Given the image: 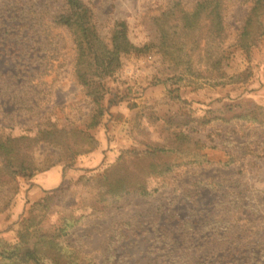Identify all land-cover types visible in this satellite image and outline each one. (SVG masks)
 I'll use <instances>...</instances> for the list:
<instances>
[{
	"label": "rangeland",
	"instance_id": "1",
	"mask_svg": "<svg viewBox=\"0 0 264 264\" xmlns=\"http://www.w3.org/2000/svg\"><path fill=\"white\" fill-rule=\"evenodd\" d=\"M65 1L0 0L1 137L85 130L93 106L73 75L71 36L55 23ZM80 1L105 41L124 22L129 41L142 46L156 41L155 19L172 2L190 10L199 0ZM221 1L230 52L224 72L242 82L173 76L157 50L123 56L105 81L107 110L88 131L96 148L70 158L37 145L33 175L18 176L0 194V243L13 244L31 212L42 231L66 227L61 240L95 264H264V126L257 123L264 124V37L250 53L239 49L254 0ZM179 133L187 135L183 147ZM146 146L176 152L156 159L171 172L147 176L145 162H132V179L148 194L109 195L98 174ZM184 147L189 154L178 153ZM52 170L59 182L36 187Z\"/></svg>",
	"mask_w": 264,
	"mask_h": 264
},
{
	"label": "trees",
	"instance_id": "2",
	"mask_svg": "<svg viewBox=\"0 0 264 264\" xmlns=\"http://www.w3.org/2000/svg\"><path fill=\"white\" fill-rule=\"evenodd\" d=\"M55 23L65 28L71 36L75 54L73 75L85 96L90 99L93 110L85 130L73 128L67 131L55 127L38 131L35 136H0V194L18 176L33 175L32 151L37 145L48 144L70 158L96 148V140L88 131L99 125L107 110L102 104L108 95L105 81L121 67L123 56L144 55L157 50L163 67L173 76H188L194 81L208 80L214 86L222 85L227 80L230 84L242 82L241 74L228 76L224 72L230 52L223 47L226 27L221 0H199L190 10L180 2H172L155 19L156 41L142 46H135L129 41L124 22L116 23L109 40L105 41L98 32L90 10L80 0H66ZM238 31L236 46L244 53H250L264 37V0L253 1ZM257 123L260 127L264 126ZM175 135L183 147L187 135ZM168 153L176 154L160 146H146L141 151L130 150L126 153L128 160H125L126 154H121L116 163L98 174L97 183L114 197L135 193L145 196L148 189L144 182L133 181L128 170L130 164L145 162L147 176L162 178L171 172L172 165L157 162L156 159ZM178 153L190 152L184 147ZM37 218L29 212L18 223L16 241L13 244L0 243V264H40L38 258L50 264H95L84 257L82 248L61 240L66 227L42 231L38 228L40 222Z\"/></svg>",
	"mask_w": 264,
	"mask_h": 264
},
{
	"label": "crops",
	"instance_id": "3",
	"mask_svg": "<svg viewBox=\"0 0 264 264\" xmlns=\"http://www.w3.org/2000/svg\"><path fill=\"white\" fill-rule=\"evenodd\" d=\"M59 171L58 170H52L50 172H47L45 175H41L36 178L35 185L36 187L45 188L49 185L56 184L59 182Z\"/></svg>",
	"mask_w": 264,
	"mask_h": 264
}]
</instances>
